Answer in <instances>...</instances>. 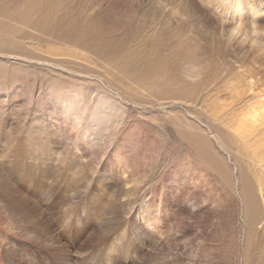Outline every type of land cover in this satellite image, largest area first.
Returning <instances> with one entry per match:
<instances>
[{
  "label": "bare ground",
  "instance_id": "1",
  "mask_svg": "<svg viewBox=\"0 0 264 264\" xmlns=\"http://www.w3.org/2000/svg\"><path fill=\"white\" fill-rule=\"evenodd\" d=\"M236 19L261 24L264 1L0 0V85L12 88V98L0 101V264H170L164 257L175 238L159 227V213L171 217L177 207L190 216L198 203L186 189L164 198L161 189L136 214L120 199L130 161L156 156L152 147L140 150L138 131L117 143V155L88 166L94 174L83 171L81 159L96 153L86 142L101 139L119 112L106 95L91 99L85 88L65 86L44 65L61 49L69 58L56 61L85 56L102 70L100 80L118 81L139 98L200 104L220 116L223 108L208 101L211 84L223 80L213 56L242 51L259 64L255 70L264 68V45L227 41L231 24L223 21ZM187 31L204 35L185 36ZM208 41L211 54L204 56ZM45 44L53 49L43 50ZM260 81L264 93V77ZM42 91L56 111H47L49 103L35 106ZM256 114L264 117V110ZM148 138L153 146L160 141ZM204 139L193 134L188 141L218 173ZM69 248L87 252L75 257Z\"/></svg>",
  "mask_w": 264,
  "mask_h": 264
},
{
  "label": "rangeland",
  "instance_id": "2",
  "mask_svg": "<svg viewBox=\"0 0 264 264\" xmlns=\"http://www.w3.org/2000/svg\"><path fill=\"white\" fill-rule=\"evenodd\" d=\"M166 21L171 22V18ZM210 27L208 24L207 30ZM184 35H204V32L187 31ZM210 45L208 41L204 56L211 54ZM42 46L43 50L53 49L48 44ZM63 52L59 49L58 56L49 55L50 61L44 70L65 86L85 88L91 99L96 94L106 95L119 112L114 121L104 126L101 139L93 141L95 145L85 141L88 149L96 153L94 158L81 159L86 164L83 171L94 174L88 166L99 164L109 155H117V146L123 143L126 134L138 131L135 134L140 150L152 147L156 156L142 163L130 161L131 175L123 185L124 192L119 193L120 199L134 208L136 214L144 210L143 201L156 198L161 189L166 191L162 192L163 198L186 189L185 195H189L190 201L198 203L195 208L191 206L195 212L190 216L177 207L171 217L159 213V227H167L166 234L175 238L164 259L170 264H264V117L256 114L264 110V93L258 85H261L259 78L264 77V68L255 70L259 64L243 56L242 51L214 55L213 64L223 80L217 85L211 84L208 101L223 109L220 116H212L200 104L139 98L130 89L126 92L118 81L109 82L107 77L100 80L102 70L85 56H71L69 63L56 61L66 57L61 55ZM44 93L34 97L35 106L49 103L52 107L47 111H56L54 101H45ZM10 98L11 86L0 85V101ZM20 125L16 124L17 128ZM192 133L205 137L212 145L216 165L220 166L218 173L197 158L188 141ZM153 136L160 140L154 146L148 138ZM86 252L68 249L75 257Z\"/></svg>",
  "mask_w": 264,
  "mask_h": 264
},
{
  "label": "clouds",
  "instance_id": "3",
  "mask_svg": "<svg viewBox=\"0 0 264 264\" xmlns=\"http://www.w3.org/2000/svg\"><path fill=\"white\" fill-rule=\"evenodd\" d=\"M225 25L231 24L226 39L229 43L239 42L245 47H257L264 45V24L244 19L234 21L225 20Z\"/></svg>",
  "mask_w": 264,
  "mask_h": 264
}]
</instances>
